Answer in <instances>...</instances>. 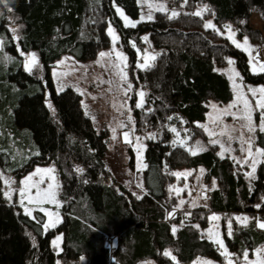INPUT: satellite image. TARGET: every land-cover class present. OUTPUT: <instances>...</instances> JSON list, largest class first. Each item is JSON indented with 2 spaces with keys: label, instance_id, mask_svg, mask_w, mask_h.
I'll return each instance as SVG.
<instances>
[{
  "label": "trees",
  "instance_id": "16d2710c",
  "mask_svg": "<svg viewBox=\"0 0 264 264\" xmlns=\"http://www.w3.org/2000/svg\"><path fill=\"white\" fill-rule=\"evenodd\" d=\"M34 1L28 8L29 3L24 6V0H7L6 5L0 0V23L16 29L9 33L13 46L24 43L35 48L40 60L36 69L28 71L14 57L9 62L14 78L7 82V70L0 67V113L6 124L18 122L27 126L31 118L25 110L39 108L37 89L56 101L54 111L46 114L43 123L49 144L41 150L35 148L39 157L53 164L61 179L59 195L66 216L61 221L63 243L57 255L73 260L84 254L89 264H187L198 255H205L220 264L223 254L219 246L202 230L211 211L245 212L250 216L246 223L233 222L231 235L223 233L224 244L233 258L240 259L245 251L250 255L264 244V229L256 223L257 218L264 221V162L248 177L243 166H238L231 156L221 157L213 144L197 150L196 155L185 146L173 144L167 127V123L178 125L183 121L192 134L198 133L208 102L226 103L232 98L229 78L219 70L230 56L245 83H264V72L252 71L241 47L203 26L209 17L216 27L228 21L238 36L256 39L261 32L249 23V16L256 11L264 20V0H188L184 7L183 2L174 0L181 13L178 17L169 19L168 14L154 11L153 19L141 25L147 31L153 53H159L152 67L133 69L136 82L145 92L143 108L136 107V92L129 98L134 128L152 130L155 135L146 140L147 167L141 170V190L128 187L108 172L107 130H99L92 119L93 111L86 112L79 88L69 83L62 91H56L47 70L51 61L75 42L84 45L86 57H92L110 43L108 23L122 35L127 34L123 25L102 0ZM200 4L209 9L203 19L185 14L194 12ZM73 13L74 29L64 32L63 22ZM135 41L140 43L137 37ZM184 167H201L214 186L208 189L203 203L177 208L170 216L176 204V194L170 190L173 173ZM3 193L0 180V220L13 209ZM14 210L15 217L22 221L23 213ZM35 212L43 218V213ZM107 236H112L115 244L107 245ZM35 237L37 244L30 245L25 263L20 264H56L45 249L38 250ZM166 251L171 256L164 255Z\"/></svg>",
  "mask_w": 264,
  "mask_h": 264
},
{
  "label": "rangeland",
  "instance_id": "374dc122",
  "mask_svg": "<svg viewBox=\"0 0 264 264\" xmlns=\"http://www.w3.org/2000/svg\"><path fill=\"white\" fill-rule=\"evenodd\" d=\"M22 1V0H21ZM25 4H28V8L34 0H24ZM108 5L111 9L114 16L120 21L123 25L125 33L122 35L112 23H108L107 29L110 27L115 30L116 35L119 37L118 41L115 44V49L124 56L127 57L126 64L127 67L125 71L127 73V82L121 81L118 76L115 74V70L111 68L113 63L119 64L120 61L116 60L115 55L111 57H106L101 61L99 53L101 52H112L113 43L112 36L110 35V43L108 46L100 48L92 57H86L85 47L80 42H75L70 49L66 52H62L59 56L51 61L47 70L49 75L53 80L54 87L56 91L58 90V85H67L73 84L76 85L81 92L84 93L83 98L87 109L90 112L93 111L95 117V124L99 127V130H107L109 137V148L106 156L108 172L119 177L128 187L141 190L143 189V183L141 179V170L143 169L144 164V149L146 146V140L149 137V134H154L152 130L137 131L132 124H129L128 116L132 118L129 98L130 94L134 91L137 94V103L139 102L138 92L143 90L140 88L139 84L136 82L134 67L138 64L143 63L142 57L145 53H153L152 47L148 42H145L142 38L147 36V31L141 28V25L148 21L147 15L149 13L148 4H158L164 3L167 5L169 10H176L178 8L173 4L174 0H102ZM183 2V0H180ZM205 5L200 4L195 7V11L200 10ZM119 7L133 22H137L136 27H126L124 20L117 13L116 8ZM26 9V7H24ZM155 10H152V14ZM170 14V13H169ZM144 16L143 21L140 20L141 16ZM206 21H213L211 18H206ZM249 23L258 29H260V36L256 39H249L247 35L238 36L235 26L228 21L222 22L220 25H217V28L221 32L225 31V25H231L233 31L235 32V39L243 45L244 37L248 38L249 45L251 46L252 55L255 56L256 53H259V60L264 62V20L258 15L256 11H252L249 16ZM75 13L68 15L63 22L64 32H70L74 29L75 26ZM214 24V23H213ZM215 25V24H214ZM132 30V31H131ZM11 24L7 25L3 22L0 23V37L4 39V45L2 51H0V67H3L7 70L5 74L6 82L14 78V73L10 70L9 62L16 58L17 62L20 63L25 69V57L31 53H35L37 60H39L38 52L35 48H28L24 43L19 44L17 47L13 46V41L10 38ZM109 32V31H108ZM129 32L135 33L130 35ZM139 38V44L135 41V38ZM133 42L135 47H133ZM244 50V47H241ZM137 49L140 51L138 52ZM245 51V50H244ZM23 52L22 56L20 53ZM248 55V60L250 63V68L252 69V62H250L249 52L245 51ZM228 60L234 61V58L230 56L227 58L226 63L223 66L219 67V70L223 71L229 78V70L234 69L236 73H239V70L236 67V64H229ZM100 61V63H97ZM19 64V65H20ZM101 64L105 66L102 67ZM36 69L37 67H33ZM32 68V69H33ZM13 69V68H12ZM31 69V70H32ZM10 70V71H9ZM27 70V69H26ZM258 71V69H257ZM237 83H242L244 85L243 92L246 94L247 99L252 101V107L254 111L252 112L253 123L256 126L255 133H248L247 129L242 127L245 123L243 120L234 119L233 115H230L223 110L228 108L229 105L233 104L236 100V92L233 89L232 98L226 103H217L214 100L208 102V110L205 114V120L200 125H205L209 130H214L216 133H219L222 129L226 132H230L232 140L229 141L227 135L214 137H209L208 133L205 131V128L199 127L201 130L198 133L192 134L189 130V127L182 121L180 124L176 125L173 122L167 123V127L170 130L169 140L173 143L175 140H186V148L192 147L196 148L197 142L204 148L205 146L212 144L211 139H218L221 143L224 144V148L220 147V144H213L218 153L224 152V155L235 157L236 159H242L244 153L241 152V143L238 137L243 133V138L246 140L250 135L254 136L253 149L255 148H264V132L260 131L259 125L261 123V111L255 108V97L248 91L249 88L259 89L264 87V83L249 84L241 80L239 77L236 78ZM100 81H112L113 83L109 85L108 83H100ZM232 86V80H230ZM127 83H131L132 89L128 92L127 96L123 94L122 91L117 89V85L120 84L124 88L127 87ZM109 87L112 88V91L109 92ZM37 95L35 96L36 100L39 102V108L34 110H25L26 115L31 119L28 120V125H22L18 122L12 124H6L3 122V115L0 113V173H3V177L0 178L2 183L3 192L8 191L7 185L3 183L4 179H11L14 181L11 188L13 190H18L23 187L21 181L24 180L27 176L34 173L37 168H54L53 164L49 161H45L42 157H39V153L35 147H40L41 150L43 146H48V141L44 137V118L51 110H53V104H56V101L49 99L46 95L37 89ZM95 97V99H93ZM51 103L52 108L48 107V104ZM115 105V106H114ZM121 105H124L123 107ZM212 105H215L214 109ZM232 113L239 115L236 108L231 109ZM215 121V122H214ZM123 122L128 127L120 128L118 125ZM39 127V128H38ZM112 128H116L115 136L113 138ZM171 128H175L179 133L180 137L178 138L174 132L171 131ZM134 129L133 134L130 136L132 143H125L123 138V133ZM38 135L41 143H38L34 139V134ZM30 134V135H29ZM33 134V135H32ZM155 136V135H154ZM135 137H140L139 144V153L136 146ZM42 145V146H41ZM231 148L232 151H225L227 148ZM39 150V151H40ZM199 150V149H196ZM48 152V151H47ZM138 162L141 167L138 170ZM238 166H241L238 164ZM243 168L246 172L251 171L248 165H243ZM201 167L191 168L184 167L175 169L174 173H191L187 177L175 175V179L170 184V190L182 189L179 192V195L176 194V204L173 209L170 210L169 214H174L177 208H190L196 204H201L207 196L208 189L214 186V181L208 178L205 175V171L201 172ZM56 180L54 183L58 184L59 187L56 189L58 192L57 199L60 202V206L57 208L53 204H45L44 207L48 208L53 212H58L60 217V222L56 225L55 228H50L46 232L43 230L42 225L38 224L31 217L24 214V209L20 206L18 191L12 192L11 200L7 197V200L13 205L12 213L7 215L5 218L0 220V264H20L25 263V258L28 255L30 245L37 244L35 235L38 238V250L42 249L47 251L48 254L55 260V263L59 261V264H89L86 256L84 254L79 255L77 258L70 260L71 258H63L57 255V252L61 251L63 243V235L61 221L66 216L62 210L64 207L62 199L60 198V185L61 179L54 172ZM39 177H34V181L38 180ZM51 182L45 178V183L41 185V188H45L47 184ZM140 185V186H138ZM33 193L35 189L32 190ZM172 191V190H171ZM183 200L185 203L180 204V201ZM27 203V202H25ZM23 213L24 217L22 221L20 218L15 216V210ZM215 215L218 216L219 220H212L211 217ZM33 216L37 217L36 212H33ZM19 217V216H18ZM236 217H247L249 220V215L245 212H217L211 211L209 214V221L205 228H203L204 234L209 238V230L212 232V239H220L223 241V248L219 246L222 254L226 249L228 253L230 251L226 248L224 244L223 233L229 234L228 222L231 221V230L233 227V222L245 223L243 220L238 221ZM38 218V217H37ZM40 219V218H38ZM42 221H47V217L44 216L40 219ZM247 220V221H248ZM264 222L261 219L256 220V223ZM26 225V227H24ZM31 230H30V228ZM57 237H62L59 241V247H54L52 244L53 240H56ZM11 240V242H10ZM105 243L109 246L115 244V240L112 236H107ZM264 248V244H261L254 248ZM231 254V253H230ZM82 258V259H81ZM231 259L236 262V264H241L243 261V255L237 261L236 258L231 256ZM249 260H254L255 256L253 251L248 255ZM141 264H157L153 261H146ZM187 264H216L214 259L205 255H198L193 261ZM220 264H228V259L223 254V259Z\"/></svg>",
  "mask_w": 264,
  "mask_h": 264
},
{
  "label": "snow or ice",
  "instance_id": "6c2138e0",
  "mask_svg": "<svg viewBox=\"0 0 264 264\" xmlns=\"http://www.w3.org/2000/svg\"><path fill=\"white\" fill-rule=\"evenodd\" d=\"M3 2L5 3V5L7 4V0H3ZM187 3H188V0H183L181 7L186 6ZM148 7L150 9L149 13L147 15L148 20L153 19L152 10L160 11V12H163L165 14H168L169 19L176 18L181 14L179 11H176L174 9L169 10L167 8V5L164 3H158V4L149 3ZM116 11L120 15V17L124 20L126 27H129V26L130 27H136V24L139 21L133 22V21L129 20V18L127 16H125L124 12L119 7L116 8ZM207 11H209V9L207 8V6H204L200 10L194 11L192 13H185V14L186 15L190 14V15L197 16V17H200L201 19H203V13L207 12ZM144 19H145V17L142 15L140 20L143 21ZM203 26L205 29H212V30L216 31L217 34L224 35L225 38L229 39L231 41V43L234 44L236 47L240 48L243 46L244 50L249 52L250 62H252V71L256 72L258 69L260 72H264V62H261L259 60V53L258 52L256 53L255 56L252 55V50H250L251 46L249 45V41H248L247 37H244L243 45H241V43L235 39V32L233 31L231 25H225L224 26V28H225L224 32H221V30L219 28H217L216 25H214L211 21H206ZM12 31H13V33H15L16 29L13 28ZM108 31H109V35L112 36L113 50H112V52H101V53H99V57L101 58V61H102V60H104V58L111 57L114 54L116 60L120 61V63L119 64L113 63L111 65V68L115 70L116 76H118L121 81L127 82V73L125 71V68L127 67V64H126L127 57L124 56L123 53H121L115 49V44L119 39V37L115 33V30L110 27L108 29ZM14 38L18 39V37H14ZM142 39L145 42H148L147 36L143 37ZM3 45H4V39L2 37H0V51H2ZM133 47H135L134 42H133ZM137 51L139 52L140 50L137 49ZM20 54L22 56L24 55L23 52H21ZM157 55H159V53H145L144 56L142 57L144 62L141 64H138V67H140L142 69H148V68L152 67L153 66L152 62H154L156 60ZM97 63H100V61H97ZM228 63L231 65V64H234V61L228 60ZM37 65H38V60H37L36 54L35 53L29 54L26 57V62H25L26 69L28 71H31V69L33 67H36ZM101 66L104 67L105 65L101 64ZM237 77H239V73H236L234 69H230L229 70V79L232 80V82H233L232 87L236 92V100L233 102V104L229 105L228 108H225L223 111L230 114V115H233L234 119H239V120L245 121V123L242 125V127L246 128L248 133H250V134L255 133L256 126L254 125L253 118H252V112L254 111V109L252 107L253 102L247 99L246 94L243 92L244 85L242 83H237V80H236ZM241 80H242V78H241ZM100 83H108L109 85H111L113 82L112 81H100ZM117 89L122 91L123 94L125 96H127L128 92L131 91V89H132V85H131V83H127V87L124 88L122 85L118 84ZM62 90H63V85H58V91H62ZM108 91L111 92L112 88L109 87ZM248 91L252 94L253 97H255V108L259 109L261 111V123L259 125V129H260V131L264 132V87H261L259 89L249 88ZM80 94L84 95L83 92H81ZM138 96L140 99H139V102L136 104V107L137 108H143L145 92L143 90H140L138 92ZM93 99H95V97H93ZM121 106L123 107L124 105H121ZM48 107L50 109L52 108L51 103L48 104ZM84 107H85V110L87 112V105H84ZM212 107L214 109L216 108L215 105H212ZM232 108H236L239 115L232 113L231 112ZM128 111L130 112L131 109H128ZM92 119L95 120V117L93 116ZM169 119H171V117H169ZM128 121H129V124H132L134 126V121H132V118L130 115L128 116ZM199 126L205 128V131L208 133L210 138L214 137L216 135H219V136L227 135L228 140L229 141L232 140V136L230 135V132H226L223 129L219 133H216L214 130H209L205 125H199ZM118 127L125 128V127H128V125L121 122L118 125ZM133 131H134V129H130L129 131H126L123 133V138H124L125 143H132L130 136L133 134ZM171 131L174 132L178 138L180 137V133L175 128H171ZM112 132H113V138L115 139L116 138V136H115L116 128H112ZM148 138L154 139L155 136H154V134H149ZM134 139L136 141V146H137V150L139 153L140 137H135ZM238 139L241 143V149L240 150L245 155L242 159H239V160L236 159L235 157H232V159L234 160L235 163L240 164L241 166L248 165V167L251 169V171L246 172L245 175L248 177H252L256 171L257 165L259 163L264 162V148H258L257 147V148H255V150L253 149L254 136H252V135H250L248 137V139L245 140L243 138V133H241V136L238 137ZM210 142L212 144H220V147L222 149L224 148V144L221 143L220 140H218V139H211ZM173 144H179L180 146H186V140H179L178 139V140L173 141ZM196 149L203 150L202 146L199 144V142H197L195 149L192 147L187 148V150L192 155L197 154ZM225 151L230 152V151H232V149L229 147V148L225 149ZM219 155L221 157H223L224 152L219 153ZM140 167H141V165L138 162V170L140 169ZM143 167H147V166L143 165ZM78 171H79V169H78ZM54 172H55L54 168H44V169L37 168L34 173L30 174L24 180L21 181V184L23 185V187L19 188L18 190H13L11 188L12 183H14V181H12L11 179H4V181H3V183L5 185H7V187H8V191L4 192L3 195L5 197H7L9 200H11L12 192L18 191V195L20 198L19 203H20V206L24 209V214L31 217L38 224H41L42 228L45 232L47 230H49L50 228H55L56 225L60 222V217H59L58 212H53V211L49 210L48 208L44 207L45 204H53V205H56L57 208L60 206V202L57 199L58 192L56 191V189H58L59 185L54 183L56 180ZM201 172H203V169H201ZM190 174L191 173H173V175H176L177 177H180L182 175L187 177ZM36 176H38L39 179L34 181V177H36ZM2 177H3V173H0V178H2ZM46 177L51 182H49L45 188H41V185L45 183ZM138 186H140V185H138ZM33 189H35L34 193L32 191ZM171 190L175 191L177 193V195H179V192L182 191V189H175V188H173ZM204 198L206 199L207 197L205 196ZM25 202H27V203H25ZM184 203H185V201H183V200L180 201L181 205H183ZM256 207L259 208L260 205H256ZM34 211H39L40 213H43L44 216L47 217V221L46 222L42 221V220L38 219L37 217L33 216ZM169 215L171 216L173 214L170 213ZM211 219L215 221V220H219L220 218L218 216L213 215L211 217ZM236 219L238 221L243 220L245 223L248 220L247 217H243V218L236 217ZM257 226L261 229H264V222L258 221ZM228 227H229V235H231V221L228 222ZM172 231H173V234H175V232H176L175 226L173 227ZM208 235H209V238H212L211 230H209ZM61 239H62V237H57L56 240H53L52 241L53 246L59 247V241ZM214 242L217 243L221 248L224 247L222 240L216 239ZM223 254L228 259V264H236V262H234L231 259V254L228 253L226 249L224 250ZM253 254L255 256V259L249 260L248 259L249 254L247 251H245L243 253V261L241 262V264H264V248H257L255 250H253ZM164 255L171 256V253L166 251L164 253ZM171 258L173 260H175L174 256ZM237 261H239V257L237 258ZM57 264H59V261L57 262Z\"/></svg>",
  "mask_w": 264,
  "mask_h": 264
},
{
  "label": "water",
  "instance_id": "95a60500",
  "mask_svg": "<svg viewBox=\"0 0 264 264\" xmlns=\"http://www.w3.org/2000/svg\"><path fill=\"white\" fill-rule=\"evenodd\" d=\"M27 57V56H26ZM26 57L24 58L25 59V62H26Z\"/></svg>",
  "mask_w": 264,
  "mask_h": 264
}]
</instances>
